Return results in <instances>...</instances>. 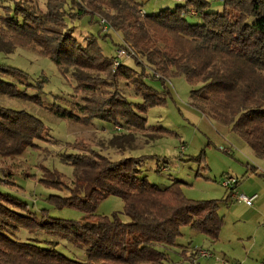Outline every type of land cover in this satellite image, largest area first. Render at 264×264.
<instances>
[{
  "label": "trees",
  "instance_id": "obj_1",
  "mask_svg": "<svg viewBox=\"0 0 264 264\" xmlns=\"http://www.w3.org/2000/svg\"><path fill=\"white\" fill-rule=\"evenodd\" d=\"M45 1L46 11L20 1L3 7L0 52L32 48L72 72L78 83L75 91L83 94L84 103L77 110L83 117L74 107L56 106L50 110L53 114L83 125L101 119L144 129L145 112L163 104L166 93V89L155 90L147 80H159L165 88L167 78L183 76L191 85L201 84L191 91V98L208 106L221 122L230 123L255 155L264 159V0H222V11L211 10L208 0H185L152 15L141 13L137 0ZM97 3L115 11L113 27L124 33L126 43L161 77L122 63L113 70L112 57L99 45V39L107 40V35L92 37L85 46L73 37L67 18L82 19ZM190 16L199 20L191 22ZM120 78H134L141 105L122 96L117 85ZM10 79L26 88L42 89L41 82L29 83L21 69L0 64V95L43 105L40 96L28 95ZM46 131L42 120L32 114L0 106V157L39 148L35 141L42 140ZM158 132L166 131L159 128ZM62 158L74 169V187L68 196L50 195L49 200L58 208L79 209L83 219L63 220L45 210L38 216L28 203L0 190V264H167L169 255L163 247L175 246L185 226L218 240L224 223L220 203L227 202L231 192L222 201L193 200L185 196L180 181L160 187L141 176L139 164L147 156L111 160L95 151L79 150ZM39 182L62 190L57 175ZM10 184L0 177V185ZM109 196L123 200L129 221L123 222L118 214H97L99 203ZM20 229L48 232L84 250L86 261L47 246L58 241H23L14 235Z\"/></svg>",
  "mask_w": 264,
  "mask_h": 264
},
{
  "label": "rangeland",
  "instance_id": "obj_2",
  "mask_svg": "<svg viewBox=\"0 0 264 264\" xmlns=\"http://www.w3.org/2000/svg\"><path fill=\"white\" fill-rule=\"evenodd\" d=\"M17 1L46 11L45 0H0V17L3 7H13ZM175 1L151 0L141 6L146 14L152 15L167 6L174 8ZM208 1L211 10L222 11V0ZM97 4L93 9L89 8L88 14L82 19L72 21L67 18L69 27L74 29L73 37L85 46L92 37L107 35V40L99 39V45L106 56L112 57L113 70L119 67L116 68L114 64L118 51L126 49L129 56L120 60L122 64L137 71L143 68L151 75L161 77V73L156 72L143 55L126 43L124 33L113 27L111 16L115 11L106 5ZM67 11L74 12L76 9L67 7ZM103 18L108 22L107 30L101 24ZM189 20L197 22L199 18L190 16ZM120 44L124 47H120ZM135 62L140 63L141 67ZM0 64L21 69L27 74L29 83L41 82L42 89L39 92L10 79L28 95L40 96L42 106L29 100L0 95L1 107L32 114L42 120L47 130L42 140L35 141L39 148L29 147L22 155L0 157V177L11 182L8 186L0 185V190L28 203L30 211L38 216L45 210L50 216L63 220L83 219L84 213L79 209L58 208L49 200L50 195L68 196L69 190L74 187V169L63 161L62 156L78 153L79 150L95 151L111 160L147 156L149 158L139 164L142 177H147L160 187L180 181L185 196L193 200L222 201L230 192L222 186V181L228 176L246 180L250 173L251 168L246 160L239 156V151L252 153L247 143L230 123L221 122L211 114L208 106L191 98V91L201 87V84L191 85L183 76L167 78L165 88L159 80H147L159 92L166 89L165 102L147 109L144 114L146 128L133 129L101 119L83 125L53 114L50 110L56 106L61 109L74 107L77 111L79 105L84 103L83 94L75 91L78 83L71 71L65 72L37 50L17 47L10 54L0 52ZM133 80L118 79V89L125 99L141 105L143 100L136 94ZM77 114L83 117L79 111ZM159 128H163L165 134L158 132ZM56 175L63 183L62 190L46 187L39 182ZM230 197L227 204L220 203L219 212L224 217V223L218 240L213 241L205 234L185 226L175 246L163 247L169 255L167 264H263L264 251L260 244L262 232H255L252 225L230 214L233 206ZM97 214L109 217L118 214L123 222L129 221L124 213V202L117 196L102 200L97 207ZM14 235L23 241H58V245L49 243L47 246H52L69 258L86 261L84 250L48 232L29 233L20 229ZM201 251L208 252L211 257L202 256Z\"/></svg>",
  "mask_w": 264,
  "mask_h": 264
},
{
  "label": "crops",
  "instance_id": "obj_3",
  "mask_svg": "<svg viewBox=\"0 0 264 264\" xmlns=\"http://www.w3.org/2000/svg\"><path fill=\"white\" fill-rule=\"evenodd\" d=\"M149 1L151 0H137V2L141 5ZM184 1L185 0H176L174 5L176 6L177 4H181ZM164 3H168V2H164ZM153 8L155 9L156 5ZM141 10H142V6H141ZM229 151L232 152V150ZM251 151L252 153L245 152L246 154L242 151H239L240 153L239 156L246 160L247 165L251 168V170L246 180L241 181L238 177H236L239 180V185L236 191L238 193L246 194L248 196L257 194L258 198L255 200L253 206H246L244 203L236 201L235 199L230 197L233 205L230 214L233 217L237 218L239 221H243L245 224L252 225L255 232L256 231L262 232L261 235L262 239L260 241V244H262L264 251V227L261 225V221L264 217V159L257 157L252 149ZM251 154H253L254 157H252L253 155Z\"/></svg>",
  "mask_w": 264,
  "mask_h": 264
},
{
  "label": "built area",
  "instance_id": "obj_4",
  "mask_svg": "<svg viewBox=\"0 0 264 264\" xmlns=\"http://www.w3.org/2000/svg\"><path fill=\"white\" fill-rule=\"evenodd\" d=\"M101 24L104 26L105 30L108 29V22L106 19L103 18L101 20ZM128 56H129V52L126 49L119 50L117 56H115V61H114L115 67L117 68L118 66H120L121 64L120 60ZM238 182H239L238 178L234 176H228L222 181V186L227 188L231 192V197L236 201L242 202L246 206H253L255 200L258 198V195L253 194L251 196H248L246 194L238 193L236 191ZM261 225L264 227V217L261 221ZM201 255L204 257H211V254H209L208 252L201 251Z\"/></svg>",
  "mask_w": 264,
  "mask_h": 264
}]
</instances>
